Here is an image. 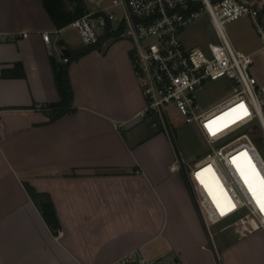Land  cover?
I'll return each mask as SVG.
<instances>
[{"label": "crops", "instance_id": "obj_1", "mask_svg": "<svg viewBox=\"0 0 264 264\" xmlns=\"http://www.w3.org/2000/svg\"><path fill=\"white\" fill-rule=\"evenodd\" d=\"M66 26L44 0H0V264H115L136 249L168 264H264V227L240 235L225 224L211 239L184 163L154 148L168 136L140 116L129 39L70 62L72 110L50 120ZM26 186L50 195L57 233Z\"/></svg>", "mask_w": 264, "mask_h": 264}, {"label": "built area", "instance_id": "obj_2", "mask_svg": "<svg viewBox=\"0 0 264 264\" xmlns=\"http://www.w3.org/2000/svg\"><path fill=\"white\" fill-rule=\"evenodd\" d=\"M85 12L74 26L81 43H96L107 30L131 41V59L139 79L145 105L140 111L153 128L169 130L168 109L175 107L185 121L194 123L205 139L203 156L183 162L204 226L213 239L212 227L239 214L223 228L233 227L244 235L264 227V210L258 204L234 161L244 152L264 182V159L253 139L258 125L264 133V83L251 72L254 54H264V0H83ZM207 13L219 45L205 51L185 45L182 34L187 23ZM249 18L261 45L251 52L230 43L224 24ZM51 32L42 36L50 51ZM68 58L64 56L63 62ZM227 78L233 83L223 100L205 107L196 92L207 80ZM210 167L233 205L223 212L202 181L201 171ZM264 206V204H263ZM115 264H168L166 258H146L139 249Z\"/></svg>", "mask_w": 264, "mask_h": 264}, {"label": "rangeland", "instance_id": "obj_3", "mask_svg": "<svg viewBox=\"0 0 264 264\" xmlns=\"http://www.w3.org/2000/svg\"><path fill=\"white\" fill-rule=\"evenodd\" d=\"M224 29L230 43L238 50L251 52L261 45L251 20L245 16L227 21L224 24ZM57 37L64 39L65 45L70 49L82 45L77 29L71 24L67 25L60 34H57ZM182 38L186 46H199L205 51L209 50L212 46L219 45L218 37L214 32L210 17L207 13L187 23L184 27ZM251 72L256 75L260 84L264 83L263 53L258 52L254 54V64L251 67ZM232 89L233 83L227 78L207 80L197 90V100L202 106L209 107L227 97ZM168 117L174 133L171 129H167L164 132L162 131L161 136H168L169 146L167 147L165 144L156 143L154 148L168 156L172 154L175 161L182 165L184 161L192 163L201 158L206 151L207 145L197 125L186 122L185 117L173 106H170L168 109ZM147 120L149 121V119ZM148 129L151 135H153L154 130L150 127ZM252 134L258 139L257 147L264 159V133L256 125L252 130ZM238 215L236 213L219 222L212 227V232L217 231L220 227L231 222Z\"/></svg>", "mask_w": 264, "mask_h": 264}, {"label": "trees", "instance_id": "obj_4", "mask_svg": "<svg viewBox=\"0 0 264 264\" xmlns=\"http://www.w3.org/2000/svg\"><path fill=\"white\" fill-rule=\"evenodd\" d=\"M68 1L73 4L72 10L65 9L64 0H44V5L58 28L71 24L85 12L86 7L83 0ZM118 35L119 32H111L107 30L100 36L96 43L89 45L82 44L75 49H68L69 54L66 56L68 58L66 62L57 61L53 56L51 57L53 76L56 88L59 92V100L47 104L50 120H55L72 110L73 89L69 77L70 62L79 59L81 56L95 48H101L107 41L119 39ZM61 43H64L63 40H61ZM169 129L173 132L171 125L169 126ZM162 131L163 128L156 129V131H153V135ZM252 137L255 143L258 144L256 136L253 135ZM26 188L52 233H57L60 228V221L50 195L47 192L36 191L31 186H26Z\"/></svg>", "mask_w": 264, "mask_h": 264}, {"label": "bare ground", "instance_id": "obj_5", "mask_svg": "<svg viewBox=\"0 0 264 264\" xmlns=\"http://www.w3.org/2000/svg\"><path fill=\"white\" fill-rule=\"evenodd\" d=\"M234 161L242 172L244 179L246 180L249 188L251 189L256 201L260 206L264 204V182L261 180L257 171L254 169L252 163L249 161L244 152H239L235 157ZM202 181L210 191L213 199L219 204L223 212H227L233 207L231 203L227 201L224 188L219 182L218 178L208 166L201 172Z\"/></svg>", "mask_w": 264, "mask_h": 264}, {"label": "water", "instance_id": "obj_6", "mask_svg": "<svg viewBox=\"0 0 264 264\" xmlns=\"http://www.w3.org/2000/svg\"><path fill=\"white\" fill-rule=\"evenodd\" d=\"M63 52H64L65 54H68V53H69V51H68L67 49H64Z\"/></svg>", "mask_w": 264, "mask_h": 264}, {"label": "snow or ice", "instance_id": "obj_7", "mask_svg": "<svg viewBox=\"0 0 264 264\" xmlns=\"http://www.w3.org/2000/svg\"><path fill=\"white\" fill-rule=\"evenodd\" d=\"M262 210H264V206H262Z\"/></svg>", "mask_w": 264, "mask_h": 264}]
</instances>
